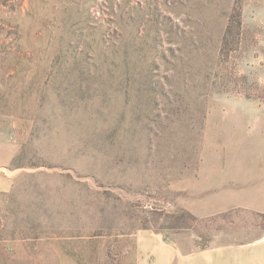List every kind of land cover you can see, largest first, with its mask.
Segmentation results:
<instances>
[{
  "label": "rangeland",
  "instance_id": "374dc122",
  "mask_svg": "<svg viewBox=\"0 0 264 264\" xmlns=\"http://www.w3.org/2000/svg\"><path fill=\"white\" fill-rule=\"evenodd\" d=\"M213 152H264V0H0V264L260 237L185 208Z\"/></svg>",
  "mask_w": 264,
  "mask_h": 264
},
{
  "label": "crops",
  "instance_id": "0c3cea01",
  "mask_svg": "<svg viewBox=\"0 0 264 264\" xmlns=\"http://www.w3.org/2000/svg\"><path fill=\"white\" fill-rule=\"evenodd\" d=\"M213 153L218 158L214 167L218 175L210 174V180L215 182L194 192L199 201H190L185 208L198 216L233 209L264 213V152ZM208 169L213 166L202 165V173ZM141 239L140 264H264V234L248 242L190 251H182L162 234L150 233Z\"/></svg>",
  "mask_w": 264,
  "mask_h": 264
},
{
  "label": "trees",
  "instance_id": "16d2710c",
  "mask_svg": "<svg viewBox=\"0 0 264 264\" xmlns=\"http://www.w3.org/2000/svg\"><path fill=\"white\" fill-rule=\"evenodd\" d=\"M260 216L264 217V213H259Z\"/></svg>",
  "mask_w": 264,
  "mask_h": 264
}]
</instances>
